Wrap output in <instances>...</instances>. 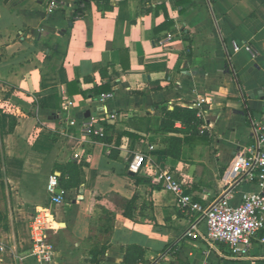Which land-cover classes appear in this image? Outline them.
Returning a JSON list of instances; mask_svg holds the SVG:
<instances>
[{"label":"crops","instance_id":"0c3cea01","mask_svg":"<svg viewBox=\"0 0 264 264\" xmlns=\"http://www.w3.org/2000/svg\"><path fill=\"white\" fill-rule=\"evenodd\" d=\"M162 106L200 121L161 130ZM89 118L103 119L108 142L69 124ZM252 122L264 123V0H69L50 13L44 0H0V264H36L16 257L39 208L54 222L49 264H264V230L243 258L184 235L196 214L149 173L172 172L206 205L253 144ZM138 151L147 162L132 173ZM254 188L240 174L231 202Z\"/></svg>","mask_w":264,"mask_h":264},{"label":"built area","instance_id":"2783aa9c","mask_svg":"<svg viewBox=\"0 0 264 264\" xmlns=\"http://www.w3.org/2000/svg\"><path fill=\"white\" fill-rule=\"evenodd\" d=\"M47 12H52L69 2V0H44ZM167 40L171 38L166 35ZM160 41V44H165ZM249 50V46H244ZM238 47L235 45L234 49ZM205 99H199L204 102ZM112 118V114L108 115ZM70 125L79 128L82 138L102 139L106 135V127L103 119L89 118L80 122L70 120ZM253 144L246 149V153H237L228 165L224 179L226 187L220 196L206 205L193 201L191 195L185 191L176 176L158 166H150L149 173L153 181L164 189L172 192L179 208L186 213H195L196 217L184 231V235L193 239L202 238L208 243L221 242L230 246L234 258H243L248 255L252 240L264 230V123L252 122L251 125ZM82 141V139H81ZM152 146H149L151 149ZM146 152L138 151L128 161L127 169L132 173H138L146 164ZM72 159H80L78 153H74ZM243 174V178L255 182L252 191L244 193L238 204L231 202L233 198V179ZM58 181L55 175H50L47 189L50 193V201L54 204L63 202L62 191L57 192ZM199 222L205 224V233H200ZM52 213L47 208H39L29 221L30 243L26 255H17L18 260L32 257L36 264H49L54 257V249L46 238V231L53 225ZM264 242V237L260 238ZM0 249H3L0 246ZM144 264V263H142Z\"/></svg>","mask_w":264,"mask_h":264},{"label":"trees","instance_id":"16d2710c","mask_svg":"<svg viewBox=\"0 0 264 264\" xmlns=\"http://www.w3.org/2000/svg\"><path fill=\"white\" fill-rule=\"evenodd\" d=\"M160 116H161V130L164 131H174L173 124L175 121H179L187 127H192V124L199 123V119L196 117V111L189 109L187 107L174 106L172 109H169L166 106L160 107ZM14 119L10 118L9 130L13 129ZM105 142H108L107 137L103 139ZM180 140L177 137H170L169 144L172 147H176L179 144ZM168 154L175 155L170 149L167 150Z\"/></svg>","mask_w":264,"mask_h":264},{"label":"water","instance_id":"95a60500","mask_svg":"<svg viewBox=\"0 0 264 264\" xmlns=\"http://www.w3.org/2000/svg\"><path fill=\"white\" fill-rule=\"evenodd\" d=\"M57 192H60V189H57Z\"/></svg>","mask_w":264,"mask_h":264}]
</instances>
